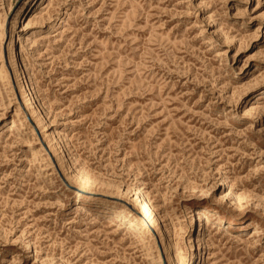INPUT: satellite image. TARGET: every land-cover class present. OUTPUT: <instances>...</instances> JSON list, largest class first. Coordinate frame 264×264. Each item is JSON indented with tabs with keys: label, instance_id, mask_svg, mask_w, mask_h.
<instances>
[{
	"label": "rangeland",
	"instance_id": "1",
	"mask_svg": "<svg viewBox=\"0 0 264 264\" xmlns=\"http://www.w3.org/2000/svg\"><path fill=\"white\" fill-rule=\"evenodd\" d=\"M0 264H264V0H0Z\"/></svg>",
	"mask_w": 264,
	"mask_h": 264
},
{
	"label": "bare ground",
	"instance_id": "2",
	"mask_svg": "<svg viewBox=\"0 0 264 264\" xmlns=\"http://www.w3.org/2000/svg\"><path fill=\"white\" fill-rule=\"evenodd\" d=\"M32 8H31L29 14L32 12ZM29 14L27 15V17L29 16ZM16 53L17 52L15 49V56H17ZM20 63L21 62H17V68L14 69L15 70L14 71V78L16 79V82L24 84V82H25V71H24V66ZM33 90L35 91L36 88H33ZM22 91L25 92V89H22ZM27 96H29V95H27ZM33 98L38 99V97L36 96L35 93L33 94ZM255 108H256V106H252V109H255ZM37 115H38V120H40V122H45L44 114L39 113ZM47 125H48L47 122H45V126H47ZM53 133L50 134L51 137H53ZM51 141L54 142V138H52ZM53 145H54V147H56V152L60 153V156L62 157V159L65 160L67 158V155L65 154V150H63L62 146H57L56 144H53ZM70 159H72V158H70ZM200 189H201V193L197 196L198 199H202L203 198L202 195H205L209 191L208 189H205V187H201ZM86 195H88V193H84L82 197L88 198V196H86ZM135 195H136L137 201L140 202V203H138L140 211L142 212V214H144L145 218L148 219L150 224H152L156 228V230L158 231V233L161 237L162 242L164 243V247H165L169 257L172 258L171 253H172L173 247H172V244H171V241L169 238V233H168L167 227L161 223L158 214L155 213L151 204H149V202L146 199H144L138 192H135ZM204 197H206V196H204ZM193 215H194V217H196V219L198 217V220L200 222L199 231L202 232L206 228L205 227V221L207 220V218L209 216H213L214 213L212 211H210L208 208L203 207V208L193 210ZM223 222H224V220H220L219 223L223 224ZM199 241L203 242V238L200 237Z\"/></svg>",
	"mask_w": 264,
	"mask_h": 264
}]
</instances>
